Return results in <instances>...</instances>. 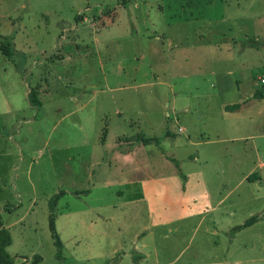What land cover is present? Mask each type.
<instances>
[{"label": "rangeland", "instance_id": "obj_1", "mask_svg": "<svg viewBox=\"0 0 264 264\" xmlns=\"http://www.w3.org/2000/svg\"><path fill=\"white\" fill-rule=\"evenodd\" d=\"M6 32L0 221L13 264H117L122 250L133 264L150 227L162 264H264V219L234 229L264 213V0H0ZM143 137L164 139L133 155L148 175L115 159ZM205 188L225 201L199 214Z\"/></svg>", "mask_w": 264, "mask_h": 264}, {"label": "crops", "instance_id": "obj_2", "mask_svg": "<svg viewBox=\"0 0 264 264\" xmlns=\"http://www.w3.org/2000/svg\"><path fill=\"white\" fill-rule=\"evenodd\" d=\"M8 32L6 33H0V35H8L7 34ZM10 34V33H9ZM14 36V39H13V42L16 44V35H13ZM15 50H17V48H15ZM15 50L14 52L12 53V55L15 53ZM0 53L3 55V57H5L8 61L11 60L10 58V55H5L2 51H0ZM223 78H221V80H219V83L223 82ZM238 85L240 84L239 83V80H236L235 81ZM256 92V91H255ZM255 92H252L250 94H248L249 98L246 99V100H243L242 102H233V103H228V102H224L222 107H223V110L226 111V113L228 112H234V111H238L241 107L243 108V105L247 104L248 100L252 99V98H256L255 97ZM261 97V96H260ZM178 100V99H177ZM186 103L184 105V110L187 111L188 109H190V106H189V102H184ZM176 100L174 98L173 100V106L175 107L176 106ZM235 104H239V107H237L236 109H232L231 106L235 105ZM227 107H230L231 109H227ZM1 119V117H0ZM1 121V120H0ZM182 128V127H180ZM179 128V129H180ZM183 130V128H182ZM10 131L6 130H0V135L1 133H6V134H9ZM173 134L168 132L167 133V136H169L170 138L173 137L172 136ZM164 142V139H160L159 142H157V145L162 147V144ZM150 143H144V142H135V144H130L128 145L127 149H120V150H123L121 151L122 154H120V156H116L115 159L119 160V163L122 164V163H125L124 165H122V169L125 168V166L127 168H133L132 170L136 171V170H139L140 172H144L145 175H148L150 173V169H149V163H148V160L147 159H143L141 158L140 161L138 162V158H134L133 155L135 153V151H137V147L139 145H143V146H147L149 145ZM175 145H179V144H175ZM173 147V146H172ZM160 155H162V157L167 160V161H174V163L179 167L180 164H181V161L180 159L178 158H173V157H170L168 156L167 154H165L162 150L158 149ZM120 152V153H121ZM122 155V156H121ZM189 157V156H188ZM135 174H137L135 172ZM139 176H136L135 179L138 180ZM134 179V181H135ZM202 198H204V202H206L204 204L205 208L203 207H198L199 208V214H202L205 212V210H208V205L211 204L213 201H214V204H213V207L212 209L214 210H217L219 208L220 205H222L225 201V198H220V199H216V198H213L211 193L209 192V190L207 188L204 189L203 193L200 194ZM159 205H153L152 203H149L148 204V207L150 210H155L156 207H158ZM197 211V210H196ZM196 211L194 210H191V211H188L187 212V215H189V217L193 216L194 213H196ZM213 213V212H211ZM214 223H216V220L213 221ZM253 226V225H252ZM251 227V226H250ZM143 243L141 244V246L138 248V247H135V252L134 254L132 255L133 258H136L135 259V262L133 264H162L161 263V256H160V253L159 252H155L152 247L150 246V240H152V236L155 235V231L150 227V228H147L144 230L143 232ZM119 250V249H117ZM116 250V252H117ZM123 254L121 255V252L118 251L117 252V255H120L119 258H118V261H117V264H123L124 263V259L130 255L127 253L126 250H122ZM112 264H115V263H112ZM163 264H171L169 262L167 263H163Z\"/></svg>", "mask_w": 264, "mask_h": 264}, {"label": "trees", "instance_id": "obj_3", "mask_svg": "<svg viewBox=\"0 0 264 264\" xmlns=\"http://www.w3.org/2000/svg\"><path fill=\"white\" fill-rule=\"evenodd\" d=\"M2 51H4L3 53L5 55H9L12 54L14 52L13 49H6V48H2ZM258 95L263 96L264 94L259 92L257 93ZM30 100L32 102V104L35 105H41L40 100L38 98H36V91L32 90L30 93ZM237 107H239V104H235L233 106H231V108L234 110ZM230 107H227V109H231ZM151 141H156L159 142L160 138H142V139H136L134 140L132 143L135 144V142H144V143H150ZM248 179L250 180H257L260 179V176L256 173H253L251 176L248 177ZM57 202H58V195L55 197H52L50 199L49 202V208H50V213H49V223H50V229L52 231V236L54 238V242L57 248V257L61 258L62 256V249H63V243L60 239L59 233L56 229V208H57ZM260 219H264V213L263 214H255L253 216H251L249 219H247L243 224L236 226L234 229L235 230H241L247 227H250L252 225H254L255 223H257ZM12 241V237H11V233L8 230V228H6L2 222L0 221V264H13L14 263V257H12L8 251H7V247L11 244ZM40 261H42V256L37 254L35 257V263H39Z\"/></svg>", "mask_w": 264, "mask_h": 264}, {"label": "built area", "instance_id": "obj_4", "mask_svg": "<svg viewBox=\"0 0 264 264\" xmlns=\"http://www.w3.org/2000/svg\"><path fill=\"white\" fill-rule=\"evenodd\" d=\"M261 82L264 84V78H261ZM182 130V128H180Z\"/></svg>", "mask_w": 264, "mask_h": 264}]
</instances>
